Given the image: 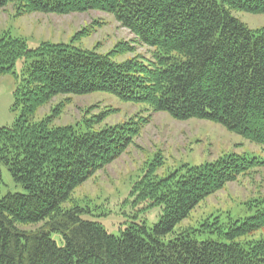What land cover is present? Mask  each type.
Returning a JSON list of instances; mask_svg holds the SVG:
<instances>
[{"label": "trees", "instance_id": "1", "mask_svg": "<svg viewBox=\"0 0 264 264\" xmlns=\"http://www.w3.org/2000/svg\"><path fill=\"white\" fill-rule=\"evenodd\" d=\"M9 5L19 15L105 11L153 52L148 63H117L115 55L134 51L129 44L102 56L67 45L31 50L22 39H0V77L19 80L13 111L20 112L12 127H0V163L23 189L0 198V264H264V240L236 242L264 229V210L219 232L222 241L184 234L166 242L201 201L259 166L256 160L227 156L163 181L157 191L144 180L139 198L164 207L160 221L151 229L132 224L114 236L65 204L124 153L135 130L124 125L79 135L53 127L52 119L33 121L57 96L106 93L176 120L219 124L264 148V28L251 30L232 15H262L264 0H0V9Z\"/></svg>", "mask_w": 264, "mask_h": 264}, {"label": "rangeland", "instance_id": "2", "mask_svg": "<svg viewBox=\"0 0 264 264\" xmlns=\"http://www.w3.org/2000/svg\"><path fill=\"white\" fill-rule=\"evenodd\" d=\"M232 15L251 30L264 28V14L233 11ZM7 37L24 40L31 50L44 44L67 45L102 56L129 44L134 51L115 55L113 60L117 63L134 59L148 63L153 52L139 43L114 15L101 10L19 15L17 7L9 5L0 9V39ZM22 69V62H18L14 70L18 77ZM18 83L12 74L0 77V127H12L20 117L19 111H13ZM46 119H52L55 128H72L79 135L124 125L135 130L136 135L124 153L76 188L65 204L66 209L80 207L85 213L83 219L101 223L111 235L120 236L132 224L151 229L160 221L164 207L149 198H139L136 189L141 182L147 181L145 185L157 191L163 181L176 182L195 167L231 155L256 160L260 165L201 201L166 242L184 234L199 241H222L224 237L219 232H231L264 210V148L219 124L198 119L176 120L146 104L124 102L106 93L57 96L38 110L33 121ZM259 127L264 133V124ZM8 193H23V189L0 163V198ZM40 227L23 229L33 231ZM52 239L63 246L61 235L53 234ZM263 240L261 229L236 242L247 245Z\"/></svg>", "mask_w": 264, "mask_h": 264}]
</instances>
